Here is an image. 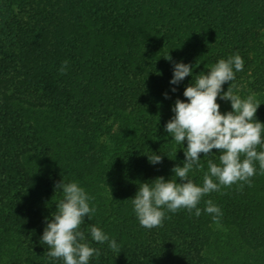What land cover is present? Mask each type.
<instances>
[{"label":"trees","instance_id":"trees-1","mask_svg":"<svg viewBox=\"0 0 264 264\" xmlns=\"http://www.w3.org/2000/svg\"><path fill=\"white\" fill-rule=\"evenodd\" d=\"M235 54L244 67L234 91L257 94L264 123V0H0V264H63L41 243L62 179L92 197L95 214L80 230L101 254L89 264H264L258 162L251 186L204 196L199 217L165 209L163 226L146 229L131 202L140 183L177 179L187 142L165 131L175 101L187 102L196 75ZM179 62L193 74L173 85ZM154 153L162 162H149ZM212 153L189 173L198 186L207 160L219 164ZM207 200L223 213L219 227L203 211ZM91 225L119 252L94 242Z\"/></svg>","mask_w":264,"mask_h":264},{"label":"clouds","instance_id":"clouds-1","mask_svg":"<svg viewBox=\"0 0 264 264\" xmlns=\"http://www.w3.org/2000/svg\"><path fill=\"white\" fill-rule=\"evenodd\" d=\"M164 58L171 60L170 55ZM67 65V60L62 62L61 75L66 74ZM243 67L244 60L239 54L220 59L207 74L201 72L196 75L195 83L185 88L183 95L187 102L175 101L172 108L174 116L166 123L165 131L176 144L187 142L185 160L182 167L177 165L172 169L177 179L166 181L161 176L151 184H139L131 202L141 227H162L165 209L176 213L183 208L190 214L195 210L194 215L199 217L202 210L198 205L204 196L234 184L251 186V178L257 174V162L260 174L264 175V123L256 118L261 103L256 93L242 98L234 91L235 73L242 71ZM192 74L191 64L175 63L170 83L178 85ZM229 82L227 91H224L223 85ZM176 90L172 89L173 92ZM164 95L168 98L167 93ZM218 97L230 101L232 110L222 113ZM213 149L220 153L219 164L212 159L207 160L208 170L204 172L202 186H198L189 178V173L194 169L203 170L201 153L209 157L213 155ZM148 159L152 164L162 162V156L155 153ZM57 189L62 191L63 198L56 204L51 218H46L41 243L47 245L46 254L50 259L62 260L63 264H89L93 256L99 258L101 254L98 248L90 246L85 233L80 230L85 217L90 220L95 214V208L89 204L92 197L75 181L66 183L62 179L55 185ZM205 205L203 211L211 215L219 227L223 215L221 209L212 200H207ZM89 231L94 242L107 243L111 250L119 252L116 240L110 239L101 228L91 225Z\"/></svg>","mask_w":264,"mask_h":264}]
</instances>
